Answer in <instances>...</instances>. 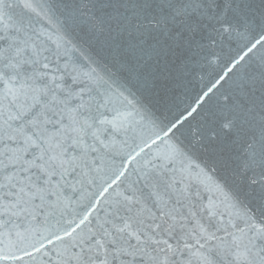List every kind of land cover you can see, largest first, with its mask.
Returning <instances> with one entry per match:
<instances>
[{
	"label": "snow or ice",
	"instance_id": "6c2138e0",
	"mask_svg": "<svg viewBox=\"0 0 264 264\" xmlns=\"http://www.w3.org/2000/svg\"><path fill=\"white\" fill-rule=\"evenodd\" d=\"M0 264H264V0H0Z\"/></svg>",
	"mask_w": 264,
	"mask_h": 264
}]
</instances>
